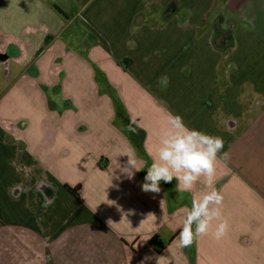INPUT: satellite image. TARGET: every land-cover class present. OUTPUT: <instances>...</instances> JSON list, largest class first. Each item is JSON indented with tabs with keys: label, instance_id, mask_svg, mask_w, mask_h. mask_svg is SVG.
I'll list each match as a JSON object with an SVG mask.
<instances>
[{
	"label": "crops",
	"instance_id": "1",
	"mask_svg": "<svg viewBox=\"0 0 264 264\" xmlns=\"http://www.w3.org/2000/svg\"><path fill=\"white\" fill-rule=\"evenodd\" d=\"M2 14L0 264H193L177 238L203 183L141 189L168 112L228 153L229 230L198 238L194 264H264V0H0Z\"/></svg>",
	"mask_w": 264,
	"mask_h": 264
},
{
	"label": "clouds",
	"instance_id": "2",
	"mask_svg": "<svg viewBox=\"0 0 264 264\" xmlns=\"http://www.w3.org/2000/svg\"><path fill=\"white\" fill-rule=\"evenodd\" d=\"M136 120L130 121L127 131L136 133ZM155 154L149 152L151 163L146 167L141 189L145 193H160L161 182L176 181L180 193L192 194L198 183H203L204 191L192 195L179 230L177 246L191 247L198 238L212 235L215 239L223 238L229 230L224 218L222 205L223 194L215 187L217 183L218 162L226 159L223 151L224 140L202 130L189 127L182 116L168 112L165 125L157 133ZM120 155L128 159L121 172L128 180L143 169L137 167L134 150L129 149Z\"/></svg>",
	"mask_w": 264,
	"mask_h": 264
},
{
	"label": "trees",
	"instance_id": "3",
	"mask_svg": "<svg viewBox=\"0 0 264 264\" xmlns=\"http://www.w3.org/2000/svg\"><path fill=\"white\" fill-rule=\"evenodd\" d=\"M144 173H146V172H144ZM66 186V188L67 189H69L75 196H79V193H78V191H79V189H80V184H77V185H75V186H71V185H69V184H66L65 185ZM188 249V253L190 254V256H191V259H192V263L194 264V262H195V258H194V253H192V251H190L189 250V248H187Z\"/></svg>",
	"mask_w": 264,
	"mask_h": 264
},
{
	"label": "rangeland",
	"instance_id": "4",
	"mask_svg": "<svg viewBox=\"0 0 264 264\" xmlns=\"http://www.w3.org/2000/svg\"><path fill=\"white\" fill-rule=\"evenodd\" d=\"M0 20H4V14L0 15ZM67 33H68V32L65 33V37L70 36V35L66 36ZM66 39L68 40V38H66ZM70 40H71V39H70ZM163 240H165V238H164Z\"/></svg>",
	"mask_w": 264,
	"mask_h": 264
}]
</instances>
